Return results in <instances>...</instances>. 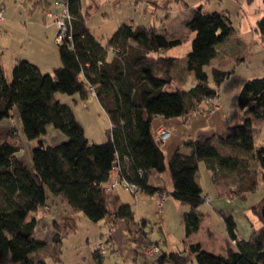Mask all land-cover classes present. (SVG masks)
I'll use <instances>...</instances> for the list:
<instances>
[{"label":"trees","instance_id":"1","mask_svg":"<svg viewBox=\"0 0 264 264\" xmlns=\"http://www.w3.org/2000/svg\"><path fill=\"white\" fill-rule=\"evenodd\" d=\"M67 6L73 18L66 37L57 43L60 65L42 71L29 59L17 57L8 77L0 63V121L17 109L25 136L38 140L32 146L31 164L18 157L20 147L13 137L0 140V258L18 264H49L47 255L58 259V247L34 236L37 219L30 216L46 204L49 195L60 196L91 220L105 218L115 224L122 217L132 219L130 204L118 202L117 195L111 196L108 207L103 184L114 165L138 185L139 191L167 192L187 204L189 210L183 217L188 236L199 228L203 218L199 206L206 199L196 180L199 161L205 160L213 179L218 170L233 171L247 163L238 153L217 147L215 133L187 138L184 145L188 151L177 147L166 157L151 127L156 115L173 117L188 110L201 111L198 103L217 96V86L229 71L211 66L216 85L211 86L204 67L211 65L219 45L232 33L222 14L207 13L202 4L190 8L185 27L193 36L185 54V68L194 73L196 81L184 90L173 87L171 71L177 56L165 53L182 43L180 33L161 32L153 24L130 20L120 22L103 42L88 27V12H82L81 0H67ZM258 22L264 33V18ZM57 92H78L83 97L89 92L95 94L110 120L106 141L90 142L72 108ZM237 103L245 115L217 140L237 152H252L253 159L264 168V146H256L252 131V119H264V75L242 84ZM48 124L65 138L56 143L39 139ZM151 171H168L172 189L148 183ZM259 210L258 216L264 221ZM222 217L228 238L235 240L234 246L227 240L224 253H212L202 249L199 242H190L184 251L160 250L142 264H187L186 251L193 253L199 264H264V223L244 239L237 235L233 216ZM52 241L60 243L57 236Z\"/></svg>","mask_w":264,"mask_h":264},{"label":"rangeland","instance_id":"2","mask_svg":"<svg viewBox=\"0 0 264 264\" xmlns=\"http://www.w3.org/2000/svg\"><path fill=\"white\" fill-rule=\"evenodd\" d=\"M146 2L142 3V5L146 4L145 8L143 6L136 8L134 3H122L118 6L115 0H81V5L83 12H88L91 30L103 42L117 27V19L124 14L121 11L128 12L139 23L143 22L147 25L148 18H151V23L158 31L161 19H176L168 23V28L171 32L180 33L184 38L182 43L174 48L181 58L191 48L193 36V33L189 34L185 25L179 20L183 18V13H187L193 5L202 4L203 10L207 13L222 14L226 23L232 28V33L219 45L211 65L204 67L209 74L211 86H216L211 76V66L229 71L228 76L217 86V96L212 99L211 107L214 106L216 109L210 113L188 110L186 115L173 117L156 115L152 119L151 127L155 133L161 120L165 119L169 122L167 126L172 127L170 140L160 142L166 157L175 147H183L187 138H194L197 134L215 133V145L228 153H238L247 161L246 166L233 171H216L215 180L220 186L221 195L213 179V171L207 167L204 159L199 161L198 174L206 199L199 206L203 214L199 228L188 236L185 235L183 216L189 210V206L174 199L167 192L163 194L165 198L162 206L159 207L156 195L152 196L140 191L132 193L123 187H116L113 191L117 192L121 203L130 204L133 217L132 219L122 217L115 224L105 218L91 220L81 210H75L67 204L68 208L64 211V215L73 217L71 223L59 215L63 213V209L56 207L55 215L59 216L60 220L59 229L65 237L61 245H55L59 248L58 259L46 258L49 264H142L154 258L155 255L147 254L144 249L145 244L153 242L163 251H184L187 243L199 242L202 249L216 254L224 253L227 240L231 246H234L235 242L234 239L228 238L222 214L214 207V203L225 205L226 209L229 207L234 209L233 218L236 228L242 235H249L251 230L264 223L258 216V210L264 203L262 198L264 168H260L253 159L252 152H237V149L227 148L217 140L219 135L227 132L229 126L241 122L245 115L237 103V95L242 84L249 78L264 75V33L260 31L258 22L264 18V0H163L159 7L151 6ZM122 6L124 8L120 10ZM144 9L148 16L145 20H141L139 14L143 13ZM175 65L171 71L173 87L188 90L196 81L194 73L186 71L183 61H178ZM10 72L6 73L8 77ZM56 95L72 108L90 142L106 141L110 120L95 94L89 92L83 97L78 92L74 94L57 92ZM184 116L187 118L185 119ZM208 125L211 126L209 129H207ZM9 126H14L18 133L17 139L21 144L19 154L26 161L29 157L28 153H32V145L38 140L28 139L25 136L17 109L13 116L0 121V140L6 137ZM252 131L256 146H264V119H252ZM57 132L61 131L48 124L46 133L39 139L44 143L57 142ZM173 142H177L178 145L169 150L170 143ZM149 175L153 183L167 187L168 190L172 188L168 172L152 171ZM249 185H251L250 189L247 188ZM107 195L108 207L111 208L112 193ZM256 203L258 204L253 210ZM141 221L145 222L142 231L138 228ZM44 224L42 221L36 224L34 232L36 238L44 239L49 233L51 224L45 220ZM100 240L107 248L105 254H100L97 249V242ZM186 253L187 264H199L193 253L189 251ZM0 264L18 263L9 258H0Z\"/></svg>","mask_w":264,"mask_h":264},{"label":"crops","instance_id":"3","mask_svg":"<svg viewBox=\"0 0 264 264\" xmlns=\"http://www.w3.org/2000/svg\"><path fill=\"white\" fill-rule=\"evenodd\" d=\"M34 1L35 0H0V8H3V15H4V21L0 24V63L4 67L5 73H7V71L10 72V70H11L14 62L16 61L17 57H25V58L29 59L30 61L37 64L42 71H51L54 67L60 65V63H61L59 53H58L57 42L55 40V35H56V31H57V23H56L54 17L46 16V14H45L46 11H51L53 13L60 12V10H61L60 1L61 0H38L40 3H37V4L34 3ZM143 1L149 2L151 6L159 7L161 5L160 2H162L163 0L162 1L161 0H115V3L118 6H120V4H122V3H126V4L134 3V6L136 8L137 7L139 8V6H143L145 8L146 4L142 5ZM193 6H195V5H193ZM122 8H124V6H122L120 8V10ZM82 12H83V10H82ZM121 12L124 14H122L121 17L119 19H117V24H119L120 22H123V21H130V20L136 24L137 23L138 24H144L143 22L139 23V21H137V19H135L134 16L129 15L128 12L127 13L123 12V11H121ZM183 14H184L183 18H180L179 20H180V22H182L185 25L186 21L191 16V12L189 10L187 13L184 12ZM147 16H148V13H147L146 9H144L143 13L139 14V18L141 20H145V18ZM107 17H108V14L106 15V18ZM148 19H149L148 25L153 24V23H151V20H150L151 18H148ZM177 19H178V17H177ZM161 20H162L161 25L159 27L161 32L171 33V29L168 28V26H169L168 23H171V21H175L176 19H173V20L161 19ZM86 21H87L88 27L90 28L88 17H87ZM163 24H166V26H163ZM145 25H147V24H145ZM90 30H91V28H90ZM174 48L175 47L168 49L167 51H165V53L168 55L177 56L176 63L178 61H183L184 65H185V56L181 58L179 56L178 51ZM175 66L176 65H174V67ZM14 112H15V109H13L11 116H13ZM184 115H186V114H184ZM184 117H185V119L187 118V116H184ZM163 124L164 125L169 124L168 120H166V119L161 120V123H159L158 126L163 125ZM209 127H211V126L208 125L207 129H209ZM57 133H58L57 139H56V140H58L57 142H59L65 138L61 132H57ZM8 135L10 137H13L14 138L13 140L15 142H17L19 144V147L21 148V144L18 142V139H17L18 133L16 132V129L14 126L8 127V132L6 134V137ZM171 136H172V132H171L169 138L166 139V141L168 139L170 140ZM54 143H56V142H54ZM177 145H178L177 142L170 143V147H169L170 149L169 150H171L172 148H174ZM177 147H179V146H177ZM177 147H175V148H177ZM20 148L17 152V155H18V157H20L22 160L25 161V159H23V157H21L19 154ZM180 150L188 151L189 148L184 145L183 147L180 146ZM28 156L29 157H27L25 162L28 164H31L32 163V153H28ZM29 162H31V163H29ZM166 172H168V171H164L162 173H166ZM168 175H169V172H168ZM169 177H170V175H169ZM170 179H171V177H170ZM196 180L201 185L198 170L196 172ZM214 180H215V178H214ZM171 182H172V180H171ZM215 182H216V180H215ZM148 183H150L154 186H159L157 183H153V181H151L150 175L148 178ZM216 185L219 188V193L222 195V192L220 190V186L217 184V182H216ZM171 189H169V190H171ZM140 192H142V191H140ZM111 193H112V195H117L118 202H120L119 201V195L117 194V192L112 191ZM151 195L153 196V195H155V193L151 194ZM224 206L225 205H218V204L215 205V203H214V207L218 211H220L222 215L225 213V214H230L234 217V215H233L234 209H231L232 207H229L226 209V208H224ZM56 207L63 209V213H60L59 215H61L62 217H65L67 221H71V223H72L73 217H66L64 215L65 214L64 211L68 207H67V203L65 201H63L60 196L49 195L48 200L46 201V204L44 206L38 208L36 211L31 212L32 214H30V216H34L37 219V223L42 221L43 225H45L44 220L48 221V223L51 224V227H50L49 233L47 234V236L44 239H46L52 245H56L57 242L52 241V240L54 238H56V236H57V238L60 239L59 245H61V243L65 237V234L61 231V229H59L60 228L59 227L60 226V220H59V216L57 217L55 215L56 214V209H55ZM222 211H223V213H222ZM144 220H146V218H144ZM144 223H145L144 221H141V225L138 226L140 231L143 230ZM236 232H237V235L239 238H244V239L248 238L249 235L251 234L250 233L249 235H242L237 228H236ZM251 232H252V230H251ZM153 244H156L159 247V245L157 243L153 242ZM159 250H161L160 247H159ZM47 257L53 258L52 256H49V255H47Z\"/></svg>","mask_w":264,"mask_h":264},{"label":"built area","instance_id":"4","mask_svg":"<svg viewBox=\"0 0 264 264\" xmlns=\"http://www.w3.org/2000/svg\"><path fill=\"white\" fill-rule=\"evenodd\" d=\"M61 10L58 13H53L51 11H46V16H52L55 18V21L57 23V31L55 35V40L57 43L62 42V40L66 37L68 29L71 24L72 20V14L70 13L68 6H67V0H61L60 1ZM4 21V15H3V8H0V24ZM92 89V87H90ZM212 101L209 99H206L202 101L201 103L197 104L198 109H201L204 112L210 113L215 108L211 107ZM172 131V127L167 125H160L158 126L156 132H157V139L161 142H164L167 138H169ZM123 187L124 189L131 191L132 193H136L139 191V187L134 182H131L126 179V177L122 176L120 173L118 165L112 166L108 179L104 182L103 187L107 193L112 192L116 187ZM157 196V204L159 207L162 206L163 200L165 196L160 193H155ZM235 242V240H233ZM97 249L100 254L107 253V248L101 240L97 242ZM145 252L147 254H150L152 256L156 255L160 250L159 247L156 244L149 243L144 246Z\"/></svg>","mask_w":264,"mask_h":264},{"label":"water","instance_id":"5","mask_svg":"<svg viewBox=\"0 0 264 264\" xmlns=\"http://www.w3.org/2000/svg\"><path fill=\"white\" fill-rule=\"evenodd\" d=\"M259 213L262 216V218H264V204L261 205Z\"/></svg>","mask_w":264,"mask_h":264}]
</instances>
